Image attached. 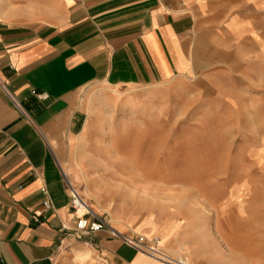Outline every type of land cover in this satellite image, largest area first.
Masks as SVG:
<instances>
[{
	"label": "crops",
	"instance_id": "0c3cea01",
	"mask_svg": "<svg viewBox=\"0 0 264 264\" xmlns=\"http://www.w3.org/2000/svg\"><path fill=\"white\" fill-rule=\"evenodd\" d=\"M248 51L264 70V0H0V264H56L72 233L97 248L72 246L76 264L176 263L106 229L74 231L67 168L49 140L85 128L79 95L89 85L196 68L236 76Z\"/></svg>",
	"mask_w": 264,
	"mask_h": 264
},
{
	"label": "rangeland",
	"instance_id": "374dc122",
	"mask_svg": "<svg viewBox=\"0 0 264 264\" xmlns=\"http://www.w3.org/2000/svg\"><path fill=\"white\" fill-rule=\"evenodd\" d=\"M259 62L248 51L236 76L196 68L157 83L89 85L79 95L85 133L49 140L58 165L74 172L89 210L159 236L170 256L182 242L191 264H264ZM91 242L72 233L56 264H76L77 244L97 254Z\"/></svg>",
	"mask_w": 264,
	"mask_h": 264
},
{
	"label": "built area",
	"instance_id": "2783aa9c",
	"mask_svg": "<svg viewBox=\"0 0 264 264\" xmlns=\"http://www.w3.org/2000/svg\"><path fill=\"white\" fill-rule=\"evenodd\" d=\"M1 88L5 91L9 99L12 101V103L22 112L24 113V110L22 109L19 102L12 96V94L7 90L4 84H1ZM37 96L39 98H45L47 95L45 93H38ZM83 201L81 199L76 200L74 195L71 194V201H70V208L73 209V213L75 214V220L73 224V229L76 231L79 235L86 237L91 232H95L101 229H107L109 233L113 236L120 237L121 240H123L125 243L135 247L136 249H139L146 254H149L151 251L155 250L157 244H158V238L156 236H152L151 238H147L142 234H133V235H125L123 233H118L114 229L110 227V225L99 215L94 213L91 209L86 210L83 214L77 215V204ZM42 204L44 207H49V202L47 199H44L42 201Z\"/></svg>",
	"mask_w": 264,
	"mask_h": 264
},
{
	"label": "bare ground",
	"instance_id": "6f19581e",
	"mask_svg": "<svg viewBox=\"0 0 264 264\" xmlns=\"http://www.w3.org/2000/svg\"><path fill=\"white\" fill-rule=\"evenodd\" d=\"M84 133H85V131H84ZM65 173H66L67 183L72 187L71 194L74 195V197L76 198V200L81 199V201H83L81 203L79 201V203L76 206L78 208L77 210L81 211L80 213L83 214L86 210H89V209H88V206H87V203L85 202V200L82 197L79 196L77 190L75 189L77 187L76 185L78 184L77 181H76L77 178H76L74 172H72L71 170H68ZM81 214H79V215H81ZM172 215H174V214H172ZM110 227L112 229H114L116 232L121 233L120 231H118V228L117 227L111 226V225H110ZM153 236H156L158 238V244H157L155 250L151 251L148 254L149 256H151L152 258H156L158 260H161V261H171V260H173L177 264H191L189 262V260L187 259V257H184V256L181 255V251L184 250V248H186V245L184 243L180 242L177 245L176 249L174 250L177 253V254H175V255H177L176 256L177 258H175L173 256H170L168 253H166L165 251H163L161 249L159 236H157V235H153Z\"/></svg>",
	"mask_w": 264,
	"mask_h": 264
}]
</instances>
